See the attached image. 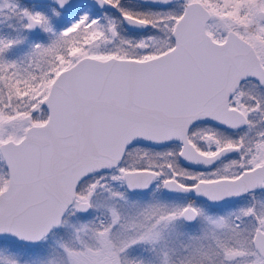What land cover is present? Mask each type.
<instances>
[{
	"label": "snow or ice",
	"instance_id": "6c2138e0",
	"mask_svg": "<svg viewBox=\"0 0 264 264\" xmlns=\"http://www.w3.org/2000/svg\"><path fill=\"white\" fill-rule=\"evenodd\" d=\"M0 264H264V0H0Z\"/></svg>",
	"mask_w": 264,
	"mask_h": 264
}]
</instances>
